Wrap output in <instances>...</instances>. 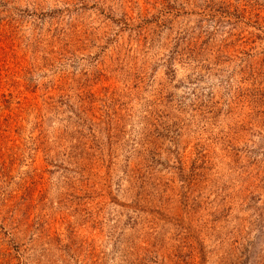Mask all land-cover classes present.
<instances>
[{
  "label": "rangeland",
  "instance_id": "obj_1",
  "mask_svg": "<svg viewBox=\"0 0 264 264\" xmlns=\"http://www.w3.org/2000/svg\"><path fill=\"white\" fill-rule=\"evenodd\" d=\"M0 264H264V0H0Z\"/></svg>",
  "mask_w": 264,
  "mask_h": 264
}]
</instances>
